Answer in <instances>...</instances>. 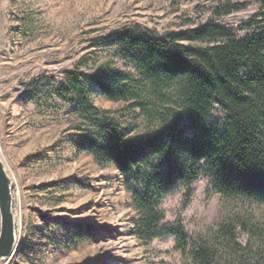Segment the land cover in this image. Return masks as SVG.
Segmentation results:
<instances>
[{
	"label": "rangeland",
	"instance_id": "rangeland-1",
	"mask_svg": "<svg viewBox=\"0 0 264 264\" xmlns=\"http://www.w3.org/2000/svg\"><path fill=\"white\" fill-rule=\"evenodd\" d=\"M262 8L264 0H0V157L16 222L15 251L0 264H264V204L222 196L201 175L159 199L160 228L181 224L185 248L169 233L140 236L123 175L73 146L89 125L56 92L73 72L137 76L110 43L123 25L166 35L214 22L245 34ZM89 96L132 134L161 124L92 83ZM201 245L209 263L195 255Z\"/></svg>",
	"mask_w": 264,
	"mask_h": 264
},
{
	"label": "trees",
	"instance_id": "trees-1",
	"mask_svg": "<svg viewBox=\"0 0 264 264\" xmlns=\"http://www.w3.org/2000/svg\"><path fill=\"white\" fill-rule=\"evenodd\" d=\"M244 26L245 34L206 22L158 35L140 24L123 25L110 43L137 76L112 69L110 81H101L73 72L56 91L89 125L73 146L123 175L140 212V236L169 233L185 248L188 235L181 224L160 228L158 204L173 184L189 186L199 175L222 196L264 204V9ZM89 83L149 120L158 114L160 126L132 134L94 105ZM161 103L163 111L154 107ZM209 253L205 245L195 251L205 263Z\"/></svg>",
	"mask_w": 264,
	"mask_h": 264
},
{
	"label": "water",
	"instance_id": "water-1",
	"mask_svg": "<svg viewBox=\"0 0 264 264\" xmlns=\"http://www.w3.org/2000/svg\"><path fill=\"white\" fill-rule=\"evenodd\" d=\"M12 181L0 157V260L15 251L16 222L13 213Z\"/></svg>",
	"mask_w": 264,
	"mask_h": 264
},
{
	"label": "bare ground",
	"instance_id": "bare-ground-1",
	"mask_svg": "<svg viewBox=\"0 0 264 264\" xmlns=\"http://www.w3.org/2000/svg\"><path fill=\"white\" fill-rule=\"evenodd\" d=\"M16 245V244H15ZM16 248V247H15ZM14 253V252H13Z\"/></svg>",
	"mask_w": 264,
	"mask_h": 264
}]
</instances>
